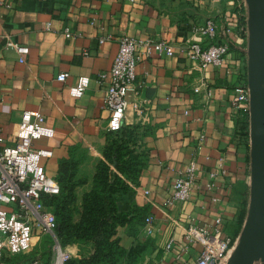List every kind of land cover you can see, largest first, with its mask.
I'll list each match as a JSON object with an SVG mask.
<instances>
[{"label":"crops","instance_id":"1","mask_svg":"<svg viewBox=\"0 0 264 264\" xmlns=\"http://www.w3.org/2000/svg\"><path fill=\"white\" fill-rule=\"evenodd\" d=\"M0 8V128L5 145L23 111H39L54 135L32 141L51 152L41 158L56 180L59 162L73 148L99 155L107 143L109 111L104 84L124 36L164 37L171 56L152 52L135 67L128 100L142 107L141 117L128 107L124 124L133 126L143 149L141 169L132 185V205L143 221L119 229L123 248L144 246L137 264H196L201 245L185 238L195 225L235 247L243 227L239 215L249 201V141L232 107L236 72H247V6L232 0H2ZM207 20L230 44L226 66L200 69L182 47L203 38ZM72 33L64 35V28ZM247 27V25H246ZM103 37L106 39L101 40ZM27 47L20 54L8 43ZM67 73L63 81L56 79ZM105 73L99 82L97 75ZM79 76L89 84L80 97L69 87ZM137 91V94H134ZM249 128V127H248ZM196 164L195 185L186 201L167 203L178 171ZM214 174L210 177V174ZM213 187L207 189V183ZM246 212V216H247ZM152 216V232L143 230ZM245 216V218H246ZM245 221V220H244ZM129 229H133L134 235Z\"/></svg>","mask_w":264,"mask_h":264},{"label":"built area","instance_id":"2","mask_svg":"<svg viewBox=\"0 0 264 264\" xmlns=\"http://www.w3.org/2000/svg\"><path fill=\"white\" fill-rule=\"evenodd\" d=\"M233 4L243 6L245 0H232ZM4 2L0 0V8ZM239 29L247 33L243 22ZM201 37L211 43L202 45V39L187 41L182 47L188 59L200 69L207 66H226V56L230 52L229 42L217 35V26L207 20L198 27ZM64 35L71 37L72 33L66 27ZM103 37L101 40L106 39ZM20 54L27 52V47L8 43ZM171 56L174 53L170 40L164 37L138 38L124 36L119 40L118 51L109 71V79L104 84L103 104L109 111L106 132H117L122 129L128 107L141 117L142 107L138 102L128 100L130 85L135 80L136 65L151 55ZM237 78L232 87V107L238 118L248 121L249 127V87L246 70L236 72ZM67 73H59L57 80L63 81ZM105 73H99L97 79L103 83ZM88 76H79L75 85L69 87L73 97H80L89 84ZM137 94V91H134ZM54 135L53 127L45 124L39 111H23L21 120L16 126L14 144L5 145L0 128V264H7V258L22 255L29 251L33 237L50 235L52 255L50 264H65L71 258L70 253L61 246L54 235L55 216L51 207L43 201L44 195L59 194V186L55 179L49 177L42 165L41 158L48 157L51 152L35 148L32 141L40 138H50ZM249 141V128H248ZM214 174H210L213 177ZM196 164L190 161L178 171V177L173 183L167 203L177 205L186 201L192 187L195 185ZM213 184L207 183V189ZM152 216H146L143 230L152 232ZM185 238L189 242L201 245L196 264H227L234 246L230 239L219 237L218 230L209 232L195 225L185 228ZM21 264H39L37 260ZM181 264H184L181 262Z\"/></svg>","mask_w":264,"mask_h":264},{"label":"rangeland","instance_id":"3","mask_svg":"<svg viewBox=\"0 0 264 264\" xmlns=\"http://www.w3.org/2000/svg\"><path fill=\"white\" fill-rule=\"evenodd\" d=\"M107 138H109V146H107L108 143L105 144L99 155L90 154L87 150L78 147L69 150L67 156L64 157L68 158L67 166L64 168L66 172L63 169L62 171H57L56 178L63 191L60 201L67 200L71 202V207L79 206L82 203V198L85 196L87 199L91 198L87 196H91L95 192L96 185L98 186L97 195L101 196V199L106 203L104 208L106 211L110 209V201H113V205L119 209L120 213L128 214L131 210H135L130 206L131 190L136 179V173L141 166L144 151L138 144L139 138L135 131L130 138L120 142V144L111 135ZM115 145L117 146L115 147ZM113 152L118 154V160L123 170L116 168L105 155H110ZM115 173L121 177V181H124L126 186L121 184V181L112 178ZM102 177H104V181L109 179V183L104 187H102L103 182H100ZM111 193L112 195L109 197ZM128 224L130 223L128 222ZM128 224L125 225L129 227ZM125 225L117 227L118 237L119 229ZM129 230L134 235L133 229ZM119 244L121 245V243ZM62 245L70 253L71 257L76 259L88 256L94 250L93 242L77 238L63 241ZM51 255L52 243L50 238L47 235L39 236L38 238L34 235L29 251L20 257L11 256L7 258V264L28 262L30 257L37 259L39 264H49ZM102 264H110V261L102 262Z\"/></svg>","mask_w":264,"mask_h":264},{"label":"trees","instance_id":"4","mask_svg":"<svg viewBox=\"0 0 264 264\" xmlns=\"http://www.w3.org/2000/svg\"><path fill=\"white\" fill-rule=\"evenodd\" d=\"M238 121L243 130H245L244 134L246 139L248 140V121L244 118H238ZM134 131L135 130L133 126L124 125L120 131L106 132V134L107 137L111 135L116 139L115 141L119 142L120 144V142L130 138ZM108 142L109 138L107 140V143ZM107 146H109V143L107 144ZM116 146L117 145H115V147ZM105 155L110 159V161L116 168L123 170L120 166V161L118 160V154L116 152H113L110 155ZM67 161L68 158H64L60 161L58 167L59 171H62V169L65 171L64 168H66L67 166ZM141 166L136 173V177L138 176ZM112 178L121 181V177L116 173L113 174ZM107 180L104 181V177H102L100 181L103 182L102 187L106 186L107 183H109V179ZM56 181L59 186V194L44 195L43 201L47 206L51 207V210L55 216L54 235L56 236L57 240L62 247V242L67 241L71 238L91 241L94 244V250L92 254L80 257L78 259L71 257L66 261L65 264H102V262L107 261H110V264H118L119 262L120 264H137L139 254L142 252L144 246L136 243L125 249L119 244V237L117 236V227L119 225H125L129 222V227L133 228L134 225L139 224L143 221V215L137 209H135V207L132 205V202L130 206L135 210H131V212L128 214L120 213L119 209L115 208V206L113 205V201H110V209L106 211L104 209L106 203L101 199V196L97 195L98 186L95 185V192H93L91 196H87L91 197L90 199H87L85 196L84 198H82V203L79 206L71 207V202L67 200L60 201L63 191L61 190L57 178ZM121 184L126 186V183L124 181H121ZM131 191L133 192V190ZM111 195L112 193L109 195V197ZM246 212L247 200L244 201L243 209L241 210V213L239 215L240 224L244 222ZM47 236L50 238V242L52 243V237L50 235ZM23 255L24 254L16 256L20 257ZM32 260L37 259L30 257L28 262ZM28 262H16L12 264H21Z\"/></svg>","mask_w":264,"mask_h":264},{"label":"water","instance_id":"5","mask_svg":"<svg viewBox=\"0 0 264 264\" xmlns=\"http://www.w3.org/2000/svg\"><path fill=\"white\" fill-rule=\"evenodd\" d=\"M247 6L250 183L248 212L227 264H264V0Z\"/></svg>","mask_w":264,"mask_h":264}]
</instances>
